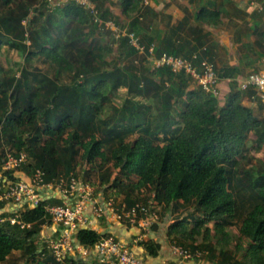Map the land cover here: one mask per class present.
<instances>
[{
  "label": "trees",
  "instance_id": "trees-1",
  "mask_svg": "<svg viewBox=\"0 0 264 264\" xmlns=\"http://www.w3.org/2000/svg\"><path fill=\"white\" fill-rule=\"evenodd\" d=\"M110 1L93 0L96 18L114 20L106 5ZM192 3L199 7L198 23H221L216 0ZM122 7L137 10L127 27L139 36L144 55L149 58L154 47L157 57L166 53L188 60L194 55L207 58L220 81L231 83L226 103L221 105L218 98L193 87L184 73L175 74L168 67L139 71L134 62L140 52L127 36L121 37L118 48L129 64L110 65L105 55L111 49L99 37V30L105 28L74 2L51 10L48 0H0V46L20 50L29 63L45 58L56 69L52 75L26 67L19 76L0 78V146L7 148L0 154V169L7 154L24 152L28 162L23 171L32 175L40 169L46 182L73 176L98 187L105 198L122 195L127 207L143 200L144 192L155 193L162 212L172 217L167 229L170 241L187 248L181 241L192 240L204 225L212 223L223 235L226 228L237 226L240 237L257 250L256 264H264V175L241 165L250 133L259 145L264 144V121L243 104L247 95L256 97L255 91L239 88L243 67L217 66L210 34L199 27L189 29L190 42L164 38L156 45L160 38L142 32L148 11L143 1L122 0ZM247 31L255 38L251 53L264 57V25ZM244 32L237 30L235 42ZM122 87L129 95L123 106L102 116L114 91ZM150 100L158 107L154 117ZM48 204L63 201L47 200L21 212V220L33 224L29 230L1 222L9 214L0 212V264L8 263L15 252L23 264H59L48 252H39L41 227L51 224ZM4 206L0 203V211ZM187 209L193 213L173 217ZM189 222L195 223L194 228ZM107 235L82 229L77 239L88 248ZM140 248L157 258L162 245L147 240ZM187 249L214 250L210 243L203 249L193 244ZM61 264L94 263L70 258Z\"/></svg>",
  "mask_w": 264,
  "mask_h": 264
},
{
  "label": "built area",
  "instance_id": "built-area-1",
  "mask_svg": "<svg viewBox=\"0 0 264 264\" xmlns=\"http://www.w3.org/2000/svg\"><path fill=\"white\" fill-rule=\"evenodd\" d=\"M144 6H149L156 0H142ZM74 2L94 15L95 23L100 27L118 32L117 37L127 36L133 47L141 54L144 48L135 33L127 29L115 27L113 20L104 22L96 18L97 11L93 0H48L49 8L54 10L66 3ZM152 69L168 67L175 74L184 73L192 84L211 94L221 97L220 79L214 65L206 58L199 60L194 55L192 60L163 54L157 57L154 47L149 50ZM255 62V61H254ZM253 72L247 77L238 78L242 91L253 90L256 97L264 103V57L257 58ZM28 162L26 153L6 155L0 169V203H5L1 213L9 216L1 222L18 225L21 229H31L33 224L21 220V212L37 208L41 202L58 199L62 205L48 204L46 211L51 217V224H44L39 233V252L46 251L56 263H65L67 259L77 258L94 264H151L148 257L139 252L140 244L152 240L153 232L162 223V207L156 200L155 193H143V200L127 207L125 203L115 198H105L97 187L78 178L60 177L52 182L45 181V173L38 169L32 175L23 171L22 167ZM10 173V174H9ZM145 198V199H144ZM117 222L128 228H135L138 234L130 241L108 234L94 246L85 248L77 234L82 229L99 231L100 222ZM169 251L174 261L166 264H199L209 252L207 250L191 251L168 239ZM199 262V263H197Z\"/></svg>",
  "mask_w": 264,
  "mask_h": 264
},
{
  "label": "rangeland",
  "instance_id": "rangeland-1",
  "mask_svg": "<svg viewBox=\"0 0 264 264\" xmlns=\"http://www.w3.org/2000/svg\"><path fill=\"white\" fill-rule=\"evenodd\" d=\"M220 5L219 7H222V18L226 19V17L230 14L229 11H232V9H230V5L231 4H238L240 5L242 8H244L245 10H250L252 12L251 14V19L248 20L250 21V24L253 25V27H259L261 28V16H264V12H261L259 10V6L264 5L263 0H216ZM121 4L114 7L115 11L117 14H114V23H115V27L117 28V30L119 31L120 29H129L127 26L130 24V22L132 21V19L136 16V12L137 10L134 11H130V10H124L122 7V0L120 2ZM147 7V13H146V19H144V32L149 33L150 32H156V31H164V27L165 25L163 24V22L168 21L167 20V12H169L170 14L176 13L177 15H182L184 14V20L187 19V21H189L190 23H195L196 27L201 28L205 33H209L210 34V39L212 38L213 41L211 40V44L214 45V47L217 49V60L215 59V64L217 66H221V64L227 65V63H229V61H235L234 59L236 58L237 61L239 60L241 63V66L243 67V75L241 77H247L250 73H252L253 70V66L254 63L256 62V59L258 58V55H253L250 51V47H252L253 43H254V37L251 36L247 29H248V25L249 22L247 21V19H242L240 22H237V20L239 21V19H235L236 21H234L235 25H231L230 22L225 21L223 23V26L221 27L220 25L214 26V25H210V24H203V23H198L197 21H194L193 18L194 16H196V14L198 13V11L196 10V8L198 9V5L192 3V0H156L155 2H151V4L149 6H145ZM183 7L182 11L180 10V8ZM171 9H174L176 11H170ZM170 20V19H169ZM193 20V21H191ZM222 22V20L220 21ZM155 23H157V25L155 26ZM248 23V25H247ZM149 24L150 27L151 25H154L153 29L149 28ZM191 27H188V31H186V29H184L185 31L182 32V39H184V41L186 42H190V29ZM193 28V27H192ZM241 29L243 28L245 30L244 33L240 34V38H241V43L238 46H233V51L230 52L225 49L223 46H221V43L218 42L221 40V38L219 37L218 30L220 29V32H226L227 30H230L229 34L233 33L235 31H237L236 29ZM129 31V30H128ZM100 34V42L102 44H105L106 46H108L111 51L109 53H107L105 55L106 60L110 63V65H114L115 63H121V66L124 65H128L130 60H126L125 58H121L119 55V48H118V44H119V40L121 38H118V32H116L115 30L112 29H102L99 30ZM142 33V34H143ZM215 33V34H214ZM227 33V32H226ZM140 34V37L141 35ZM138 36V35H137ZM171 38L167 40L171 41L172 40V36L169 35ZM139 37V36H138ZM189 39V40H188ZM218 44H217V42ZM182 42V41H181ZM180 42V43H181ZM220 43V44H219ZM244 56V58H242ZM145 57V59H144ZM249 58V59H247ZM251 60V61H250ZM249 61H250V65L251 67H249ZM255 61V62H254ZM134 65H136L139 69V71L141 69H148L150 70V72L153 71V67H152V63L150 61V59L148 58V56L139 53L136 57H135V62ZM0 67L3 70L2 72H0V78H3L5 76H14L17 75L19 76L21 71L23 69H25L27 67V69L31 70L32 68H38L40 71H43L47 74H52L54 75L56 72V69L53 68L51 62L45 58H41L39 60H34L32 62H28L25 59V56L23 55V53L20 50H13L10 49L8 47V45L6 44H2L0 46ZM64 79H67V73L63 72L62 74ZM194 87V85H193ZM127 97H129L127 89L122 87L116 91H114L113 96L111 98V102L105 107V111L102 112V116H108L109 114H111L113 112V108H121L125 102V100L127 99ZM221 99V97L219 98ZM149 105H151L152 107V115L153 117L156 116L158 114V107H157V103L154 102L153 100H150L147 102ZM264 121V119H262ZM246 146L248 148V152L246 154V158L244 160L241 161V165L244 169H248L250 171H253L256 174H262L264 175V144H258L257 142V137L256 135H254L253 133H250L248 141L246 143ZM4 151H7V148L0 146V154ZM139 173H136V176H138ZM136 176H134L133 178H136ZM92 184V183H90ZM93 185V184H92ZM94 186V185H93ZM96 187V186H95ZM98 188V187H97ZM98 192L100 193V191L98 190ZM111 197H115V199L118 202H122L123 200V196L122 195H112ZM187 213L192 214L193 210H183V211H179V213H175L173 215V217L175 219L177 218H181L182 216L186 217ZM170 216L168 213L162 212V221L165 220L166 217ZM194 222H189V228L192 229L194 228ZM208 227V228H207ZM169 229V228H168ZM206 229H208V232H206ZM229 229L232 231V233L235 235L234 237H231L227 243V245H225V236L223 234L217 233L214 230V225L212 223H210L209 225H204V227L194 236V238L192 240H188V239H183L181 242H186V244L188 245L187 248H190V245L193 244L195 247H200L203 249V245L206 243H210V245L213 247V252L208 251L209 254L204 257L201 261L197 262L199 264L201 263H205V262H210L211 260H215L219 258L220 263L222 260L225 259V255H223L224 250H218L216 247H222L225 248V246H229L232 250V254L234 253L235 255H237L239 258H241V261H243V263L245 264H256V262L254 261V257L258 256L257 254V250L255 248L251 249V253L245 257V253L243 252L244 250L241 249H236V245H240L241 240H243L239 235L238 232V227H229ZM195 231H197L195 229ZM173 237H176L173 235ZM240 237V238H238ZM181 238V237H180ZM174 239V238H173ZM177 239V238H176ZM240 241V242H239ZM246 242V241H245ZM243 245V244H242ZM201 251H205V250H201ZM220 252V253H219ZM248 252V251H247ZM219 253V254H218ZM19 253L15 252V254L9 259L8 263H4V264H23V262L18 261V257H19ZM43 257V256H42ZM246 258V260H245ZM251 261V262H250Z\"/></svg>",
  "mask_w": 264,
  "mask_h": 264
},
{
  "label": "crops",
  "instance_id": "crops-1",
  "mask_svg": "<svg viewBox=\"0 0 264 264\" xmlns=\"http://www.w3.org/2000/svg\"><path fill=\"white\" fill-rule=\"evenodd\" d=\"M120 2H121V0H111L106 5L111 9L113 14H117L114 7L120 5L121 4ZM182 9H183V7L180 8L181 12H183ZM230 9H232V11H229L230 14L226 17V19H223L222 14H221L222 22L219 24L221 27L223 26V23L225 21L230 22L231 25L232 24L235 25V23H234V21H236L235 19H239V21L237 20V22H240L242 19H244V20L247 19V21L251 19L250 16H251L252 12L250 10H247V9L245 10L244 8H242L238 4H231ZM196 10L199 11V8L198 9L196 8ZM220 10L221 11L223 10L222 7H220ZM259 10L261 12H264V5H262V6L260 5ZM170 11L172 12V11H176V10L171 9ZM167 13H168L167 14V16H168L167 20L168 21L163 22V24L165 25L164 31L161 30V31H156V32H150V31H152V30H150V31H148L149 32L148 35L149 36H156L157 38H160L155 43L156 45L159 44L158 42L161 39H164V38H165V40H166V38L170 39L171 37L169 35L172 36V42H177V43H180L181 41L185 42L184 39H182V35H183L182 32L185 31L184 29H186V31H188V27L195 28L196 27L195 23L194 24L190 23L189 21H187V19L184 20V14L182 16V15H177L176 14L177 12L174 13V15L170 14L169 12H167ZM261 18H262L261 19V26H263L264 25V16H261ZM193 20L196 21L195 16H194ZM193 20H191V21H193ZM248 22H249L248 27L252 28L253 25L250 24V21H248ZM156 25H157V23H155V26ZM214 26H217V25H214ZM149 28L153 29L154 25H151V27H150V24H149ZM238 29H236V30H238ZM226 32H220V29L218 30L217 34L221 38V40L218 42H220L221 46H223L225 49H227L231 54V52L233 51L232 47L238 46L241 43L240 42L241 40L238 42L237 41L235 42L234 36H235V33L237 31H235L234 34L233 33L229 34L230 30H227ZM189 39H191V37ZM211 40L213 41L212 38H211ZM215 41H216V39H215ZM218 42H217V44H218ZM216 53H217V49L215 48L214 49V56L215 55L217 56L218 53L217 54ZM242 58H244V56ZM216 60H217V58H216ZM234 60L235 61H229V63H227V65L233 66V67L241 66V63L239 60L237 61L236 58ZM224 64H221V65H224ZM242 75H240L238 78H241ZM220 88H221V99H219V102L221 105H224L226 103L229 95H230V92H231L230 81L229 80L221 81L220 82ZM243 104L245 106L251 108L256 117H258L260 119H264V103L261 102L257 97L247 95L243 99ZM171 220H172V217H170V216L166 217L165 220L162 221L160 226L157 227L155 229V231L153 232L152 240L155 243H160L162 245V248H161V251H160L159 256L157 258H151V257L147 256L148 260L151 264H166V263L174 261V258L172 257V255L169 251V242H168V235H167V229H168V226H169ZM99 231L101 233H106V232L112 233L115 236H117L118 238H121V239L126 240V241L132 240L138 234V230L135 228H128L125 225L119 224L117 222H109L108 223L105 221L100 222ZM224 236H225V240H226L225 245H227L228 241L231 240L229 238L234 237L235 235L232 233V231L229 228H226ZM238 236H240V234ZM238 238H240V237H238ZM216 248L218 250H221V249L224 250L225 249L223 252V255H225V259L222 260L221 263H220L219 258H217L216 259L217 261L211 260L210 262H205V263H201V264H245V263H243V261H241V258H239L234 253L233 254L231 253L232 249L229 246H225V248L218 246ZM236 249H241V250L245 249L243 252L245 253V257H247L251 253L250 242L246 239H243V240H241L240 245L239 244L236 245L235 250ZM139 252L142 253L143 255H145L144 251L141 248H139ZM245 260H246V258H245ZM190 264H192V263H190ZM250 264H252V263H250Z\"/></svg>",
  "mask_w": 264,
  "mask_h": 264
}]
</instances>
